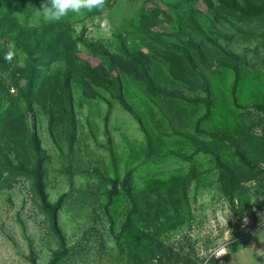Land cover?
I'll return each instance as SVG.
<instances>
[{"label":"rangeland","instance_id":"rangeland-1","mask_svg":"<svg viewBox=\"0 0 264 264\" xmlns=\"http://www.w3.org/2000/svg\"><path fill=\"white\" fill-rule=\"evenodd\" d=\"M10 1L0 4V264H264V145L248 150L253 171L240 159L242 133L264 137V0L70 12L69 67L38 56L36 34L55 35L38 8ZM170 50L191 57L197 80L173 76ZM129 213L132 244L121 235Z\"/></svg>","mask_w":264,"mask_h":264},{"label":"trees","instance_id":"trees-1","mask_svg":"<svg viewBox=\"0 0 264 264\" xmlns=\"http://www.w3.org/2000/svg\"><path fill=\"white\" fill-rule=\"evenodd\" d=\"M15 1H20L22 4L24 3H29L31 6L35 7L36 9L39 8L41 6V4L44 2V0H15ZM111 1V0H109ZM108 1V2H109ZM11 6L16 5L14 3V0H11ZM9 3V0H0V4H7ZM38 11V9L36 10ZM9 18V16H8ZM61 23V24H60ZM48 29L53 32V34L55 35H51L53 37H49V38H45V33L46 31H41L38 32L36 35L37 40H38V45L37 48L39 50V57L46 59H52L53 57H59V58H66L67 59V67L68 64H74V59H71V57L75 56L76 53V44L75 41L72 38V35H70V33H68V31H65V24L63 22H56V25H52V22H48L47 23ZM36 32V31H35ZM138 50V49H137ZM136 50V51H137ZM78 51V50H77ZM135 51V52H136ZM168 53H170L171 55L165 54L163 56V60L165 63L169 64L170 66V72L173 74V76L175 77H180V76H189V78H195L197 80V74H196V68L191 57L189 55H187L186 53H183V55H179L176 53V51H169ZM176 53V54H175ZM141 56V58L139 59V61H141L143 64L141 67H146L145 70L143 71L144 73V77H145V81L146 84L151 87L152 84L154 83L153 79H150V76L147 75L149 74V70L151 69V59L148 57L147 59L143 58V56L141 54H139ZM126 57L131 58V60H125L124 62V67L126 68H130L132 65H130L128 63V61L130 62H134V57L135 56H131L128 54H125ZM153 62V61H152ZM167 66V65H166ZM71 69H68V71H72V66H70ZM240 74H242V70L240 68H236ZM88 70L89 67H88ZM70 82V81H68ZM240 80L238 78V80L235 81V85H234V90H235V94H237V92L239 91L240 88ZM68 86V83H67ZM105 87V86H103ZM153 86H152V90H153ZM67 98H69L70 101V106H71V110H73L72 107V103H73V98H72V94H71V90L69 87H67ZM208 111H210V108L208 109ZM208 116H210L209 114H207ZM72 117V115H70ZM206 116L203 119H207ZM138 120L141 124L142 129L148 133V131L146 130V128L143 126L142 120L138 117ZM199 128V124L197 126V129ZM240 133H238L239 135ZM148 136L149 133H148ZM243 136V142L244 145L241 147V150L243 151V154L241 155V158L239 156H237L238 158L242 159V160H251L252 164H253V168L251 171L254 170V167H256V163L259 161V158L257 156L256 153H253L251 156H248V150L252 149V148H258L264 145V137H259L256 135H252L251 133H247L244 132L242 133ZM220 144V142L218 143V145ZM155 145H159L158 141L153 139V135L148 137V145H146V147L148 149L153 150V154L155 152V149L153 147H155ZM153 146V147H152ZM203 147H207V142L203 143ZM217 159V160H216ZM215 159V162H219V160H221V157H217ZM9 162V161H8ZM10 165V162L8 163ZM240 167H243V165H239ZM246 166V164H245ZM250 170V169H249ZM230 167H227L226 170H222V172L224 173V177L228 178L229 180V173L230 172ZM233 171H235V168H233ZM33 175V180L35 182V186L39 192V194L42 196V200L45 202L46 200V193H45V183L43 182V177H44V172L42 171L41 168H38L37 170L31 172ZM230 182V180H229ZM184 185V184H183ZM184 190V188H183ZM179 193L182 191V188H179ZM184 194V193H182ZM180 194V195H182ZM113 195V194H111ZM109 205V204H108ZM58 207V206H57ZM55 218V216H54ZM136 223L133 221V217L131 215V213H129L128 218L125 222L124 227H122L121 230V235L126 238V240L128 241L129 244H132L134 242V240H136V235L134 233V228ZM132 246V245H131ZM130 246V247H131ZM174 255V254H173Z\"/></svg>","mask_w":264,"mask_h":264},{"label":"clouds","instance_id":"clouds-1","mask_svg":"<svg viewBox=\"0 0 264 264\" xmlns=\"http://www.w3.org/2000/svg\"><path fill=\"white\" fill-rule=\"evenodd\" d=\"M106 0H44L38 8L37 15L46 22H58L70 12L80 14L83 10H104ZM17 53L15 40H9L4 60L12 63Z\"/></svg>","mask_w":264,"mask_h":264},{"label":"built area","instance_id":"built-area-1","mask_svg":"<svg viewBox=\"0 0 264 264\" xmlns=\"http://www.w3.org/2000/svg\"><path fill=\"white\" fill-rule=\"evenodd\" d=\"M223 253H224V249H222V250L219 252V254H218V253H217V254H218V255H220V254L222 255Z\"/></svg>","mask_w":264,"mask_h":264}]
</instances>
